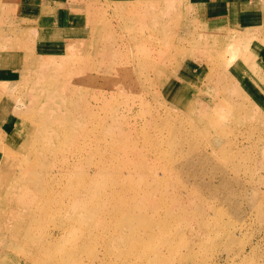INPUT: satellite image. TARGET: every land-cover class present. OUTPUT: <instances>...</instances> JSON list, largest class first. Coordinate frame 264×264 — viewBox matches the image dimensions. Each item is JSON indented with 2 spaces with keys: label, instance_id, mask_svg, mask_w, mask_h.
I'll return each instance as SVG.
<instances>
[{
  "label": "rangeland",
  "instance_id": "1",
  "mask_svg": "<svg viewBox=\"0 0 264 264\" xmlns=\"http://www.w3.org/2000/svg\"><path fill=\"white\" fill-rule=\"evenodd\" d=\"M18 2L0 0V264H264V19Z\"/></svg>",
  "mask_w": 264,
  "mask_h": 264
},
{
  "label": "crops",
  "instance_id": "2",
  "mask_svg": "<svg viewBox=\"0 0 264 264\" xmlns=\"http://www.w3.org/2000/svg\"><path fill=\"white\" fill-rule=\"evenodd\" d=\"M49 1L51 0H19L17 5L21 14L27 15L36 9L50 8ZM203 2L208 11L207 16L217 25L238 26L245 15L248 17L259 15L264 19V0H203ZM3 72L5 69L2 66L0 86L9 82L8 79L2 78ZM0 104H2L1 101Z\"/></svg>",
  "mask_w": 264,
  "mask_h": 264
},
{
  "label": "bare ground",
  "instance_id": "3",
  "mask_svg": "<svg viewBox=\"0 0 264 264\" xmlns=\"http://www.w3.org/2000/svg\"><path fill=\"white\" fill-rule=\"evenodd\" d=\"M18 109V108H17ZM19 110H21L22 111V109L20 108ZM18 110V111H19ZM20 112V111H19ZM125 246V244L122 242V248ZM135 255V254H134ZM137 256H138V254H137ZM153 264V263H152Z\"/></svg>",
  "mask_w": 264,
  "mask_h": 264
}]
</instances>
